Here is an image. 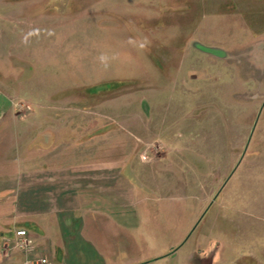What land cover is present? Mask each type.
<instances>
[{"label":"rangeland","instance_id":"rangeland-1","mask_svg":"<svg viewBox=\"0 0 264 264\" xmlns=\"http://www.w3.org/2000/svg\"><path fill=\"white\" fill-rule=\"evenodd\" d=\"M0 69L31 125L90 128L108 264H264V0H0Z\"/></svg>","mask_w":264,"mask_h":264},{"label":"crops","instance_id":"crops-1","mask_svg":"<svg viewBox=\"0 0 264 264\" xmlns=\"http://www.w3.org/2000/svg\"><path fill=\"white\" fill-rule=\"evenodd\" d=\"M23 100L27 99L14 97L0 79V264H30L29 259L41 258L37 247L31 253L9 250L19 229L27 230L36 245L64 247L57 264H82L80 254L74 252L78 245L91 258L103 255L102 263L108 264L85 235L87 212L103 208L86 200L88 190L97 194L95 182L103 176L94 166L107 162L75 160L77 146L84 147V154L91 152L90 128L71 127L66 117L57 119L58 128L31 125L30 118L36 113L21 114L16 108ZM46 118L53 124L52 117ZM96 144L102 146L101 141ZM50 252L42 257L51 263L49 256L54 259L55 255Z\"/></svg>","mask_w":264,"mask_h":264},{"label":"built area","instance_id":"built-area-1","mask_svg":"<svg viewBox=\"0 0 264 264\" xmlns=\"http://www.w3.org/2000/svg\"><path fill=\"white\" fill-rule=\"evenodd\" d=\"M9 250H21L26 253H31L35 250L34 239L25 229H19L16 232V237L12 244H8ZM30 264H51L46 258L29 259Z\"/></svg>","mask_w":264,"mask_h":264},{"label":"water","instance_id":"water-1","mask_svg":"<svg viewBox=\"0 0 264 264\" xmlns=\"http://www.w3.org/2000/svg\"><path fill=\"white\" fill-rule=\"evenodd\" d=\"M202 48H204L205 50H207V51H212V52H214V50H213V48H211V47H202Z\"/></svg>","mask_w":264,"mask_h":264},{"label":"flooded vegetation","instance_id":"flooded-vegetation-1","mask_svg":"<svg viewBox=\"0 0 264 264\" xmlns=\"http://www.w3.org/2000/svg\"><path fill=\"white\" fill-rule=\"evenodd\" d=\"M123 176H124V175H123ZM125 177H127V176H125ZM131 177H133V176H130V178H131ZM127 178H129V177H127Z\"/></svg>","mask_w":264,"mask_h":264}]
</instances>
